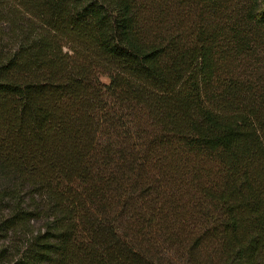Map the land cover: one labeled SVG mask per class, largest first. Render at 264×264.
Here are the masks:
<instances>
[{"label":"trees","instance_id":"trees-1","mask_svg":"<svg viewBox=\"0 0 264 264\" xmlns=\"http://www.w3.org/2000/svg\"><path fill=\"white\" fill-rule=\"evenodd\" d=\"M262 47L264 0H0L11 264H264Z\"/></svg>","mask_w":264,"mask_h":264},{"label":"rangeland","instance_id":"rangeland-1","mask_svg":"<svg viewBox=\"0 0 264 264\" xmlns=\"http://www.w3.org/2000/svg\"><path fill=\"white\" fill-rule=\"evenodd\" d=\"M4 31H7V25L2 24ZM6 40V38H4ZM260 54L264 52V47L260 48ZM105 80V79H103ZM8 180L3 177L0 171V195L3 188L7 185ZM15 207V203L9 197H0V226L2 221L7 218L11 210ZM43 220H34L29 223V227H21L19 229L1 230L0 229V264H11L17 259L28 243L31 234L43 229Z\"/></svg>","mask_w":264,"mask_h":264}]
</instances>
